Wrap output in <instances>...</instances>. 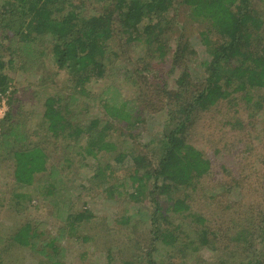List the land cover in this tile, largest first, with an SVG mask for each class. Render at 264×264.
I'll use <instances>...</instances> for the list:
<instances>
[{
	"label": "trees",
	"instance_id": "16d2710c",
	"mask_svg": "<svg viewBox=\"0 0 264 264\" xmlns=\"http://www.w3.org/2000/svg\"><path fill=\"white\" fill-rule=\"evenodd\" d=\"M178 3L186 8L189 21L199 22L202 26L199 35L210 59L203 64L204 74L200 82L191 80L190 73L184 68L191 50L185 40L179 41L182 35L178 36L174 48L168 42L174 27V19L168 13ZM262 13L254 8V0L0 2V94L4 95L5 90L10 89L11 80L4 71L8 65L29 64L35 61V57L50 56L53 65L65 71L69 80L65 86L68 96L62 97L56 92L46 96L43 101V119L47 121V130L51 134L48 137L54 142H59L60 138L69 141L65 142L67 149L58 161V164L61 162L60 169L69 167L72 154L77 156L79 165L88 156L98 159L99 154L103 156L104 153H114L111 156L114 164H122L128 156L129 167H132L128 176L130 199L139 201L148 196L154 205L149 247L141 252L129 249L127 256L123 257V254V258H120L122 264H264V210L261 211L264 209V192L259 196L256 194L261 185L249 190L256 196L252 203H261L256 206L250 204L251 210L248 211L247 207L243 211L245 215L237 214L236 221L239 223L233 230L223 232L212 222L228 217L236 204L228 201L226 192L211 195L196 210L192 208L193 194L203 191L202 187L205 186L215 187L216 166L219 171H227L225 162L230 159L223 141H219V145L210 141L207 146L198 143L200 134L196 122L223 101L227 103L226 107L231 108L241 102L259 103L260 99H253V92H264ZM115 36L126 45L138 46V51H141V63H137L140 66L135 69L138 74L143 71L153 73V62L161 63L167 59L170 60L171 71L182 68L175 80L176 87L160 92L167 100L169 118L160 137L151 140V146L146 145L147 154L140 149L117 150L116 141L110 138L116 123L123 124L126 133L132 137L134 124L140 119L138 105L125 100L112 103L109 99H101L106 116L94 118L87 124L72 121L68 111L69 100L72 103L75 97V105L81 107L89 82L104 77L106 66L111 62V39ZM2 47L10 50V57H3ZM10 91L8 106L11 108L16 99L15 91ZM236 114L232 110L231 115L227 116L233 118ZM12 120L13 115L8 111L1 125L3 136L13 137L17 141L16 147L9 148L8 155L12 167L11 182L14 184L11 195L21 202L25 195L19 190L31 187L37 174L51 176L53 167L51 171V164L46 161L51 160L52 156L50 150H46L40 142L20 146L18 140H22L20 134L24 132V126L22 121L16 118ZM55 150L60 152L59 145ZM216 160L219 163L215 165ZM241 160L246 165H252L244 158ZM113 170L110 162L97 164L92 175L100 179L107 176L113 181L107 188L109 196L118 191V184L113 180L118 177L113 176ZM255 176L254 173L248 174L247 166L245 170L242 167L234 176L233 185L250 184L257 178ZM47 180L48 187L56 184L52 177ZM4 198L5 195H1L0 200ZM241 205L244 204L237 205L235 209ZM254 209H257L255 217L258 214L262 216L260 226L250 215ZM91 216V212L83 210L69 214L65 219H70L69 224L72 225ZM124 221L127 222V219ZM251 226L260 235L255 234ZM36 236L33 226L25 222L18 225L9 240L7 238V245H32ZM47 246L52 249L51 259L43 264H62L59 258L52 256L57 251L53 239L47 242ZM202 248L217 255L203 258ZM3 249L0 246V251Z\"/></svg>",
	"mask_w": 264,
	"mask_h": 264
},
{
	"label": "rangeland",
	"instance_id": "374dc122",
	"mask_svg": "<svg viewBox=\"0 0 264 264\" xmlns=\"http://www.w3.org/2000/svg\"><path fill=\"white\" fill-rule=\"evenodd\" d=\"M92 1L97 2V0ZM254 8L264 14V0H254ZM185 9L178 3L168 13L174 19L173 32L170 33L168 42L174 48L178 36L182 35L183 38L179 41L185 40L191 50L185 59L184 68L190 73L191 80L200 82L204 74L203 64L210 59V55L200 39L201 24L193 20L189 21ZM111 41L109 49L111 62L106 66L104 77L89 82L81 107L79 104L75 105L76 98L72 96L74 99L72 103L69 100L68 111L72 121L87 124L94 118L106 116L101 106L102 100L109 99L112 103L125 100L138 105L137 112L140 119L134 124L132 137L126 133L123 124L116 123L110 138L116 141L117 150L140 149L143 152L145 150L147 154L149 151L146 150V145L151 146L150 141L160 137L164 124L169 118L167 100L160 92L170 91L176 87L175 80L182 68L171 71L170 60L167 59L161 63L154 61L153 73L143 71L138 74L135 71L140 66L137 63H141L139 60L141 51H138V46L126 45L116 36L112 37ZM1 50L3 57H10L9 49L2 47ZM34 59L35 61L29 64L14 63L4 69L11 81L10 89L5 90L2 95L5 105L0 118V197L5 195V198L0 200V246L4 247L0 251V260H2L0 264L47 263L51 259L52 252L47 242L52 239L53 245L57 248L52 256L59 258L62 264H122L120 258L123 254V257L127 256L129 249L134 248L141 252L149 247L151 240L149 230L154 205L148 196L139 201L130 199L128 176L132 172V167H129L131 163L128 156L122 164H114V159L111 158L114 153H104L103 156L99 154L98 159L88 156L83 159L85 162L79 165L77 156L72 154L75 158L70 156L72 161L69 167L60 169L61 162L58 164V161L67 149L65 142L69 141L60 138L59 142H54L48 137L51 134L47 130V121L43 119V101L46 96L56 92L62 97L66 94L68 96L65 86L69 80L65 71L58 70L53 65L50 56ZM11 89L15 91L16 102L10 108L8 101ZM253 99L260 101L259 103L251 101L247 104L241 102L235 108L226 107L227 103L223 101L196 122L200 134L198 143L201 146H207L210 141L219 145V141H223L230 154V159L225 162L227 171H219V167L216 166L214 176L216 186L202 187L203 191L193 194L192 201V208L196 210L200 203L203 201L206 203L211 195L226 192L225 197L228 201L236 204L228 217L212 221L223 232L227 229L233 230L239 223L236 221L237 214L245 215L243 211L247 207H249L248 211L251 210L250 204L256 206L261 203V201L252 203L256 196L249 190L261 185L259 193L256 194L259 196L264 192V92L254 91ZM232 110L238 113L233 118L227 116L231 115ZM8 111L13 115L12 121L16 118L22 121L25 127H23L24 132L20 134L22 140H18L19 145L40 142L46 150H50L52 156L51 160L46 161L51 164L50 170L53 167L51 176L37 174L31 187L19 190L25 195L21 202L16 201L14 195H11L14 184L11 182L12 167L8 155L9 148L16 147L17 141L13 137L3 136L4 130L1 125ZM223 117L227 121H224ZM234 118L237 120L235 121ZM54 144L57 145L54 147ZM58 145L60 152L55 150ZM75 145L77 147V144ZM241 158L252 165H246ZM106 162L112 165L113 176L118 177L113 179L118 184V191L112 196L107 194V188L113 181L107 176L104 179L92 176L97 164L105 165ZM218 163L219 161H214L215 165ZM246 166L248 174L254 173L257 178H254L250 184L233 185L234 176L238 175L242 167L245 170ZM50 177L55 179L53 183H56V186H47L46 182ZM245 189H247L245 192L242 191ZM49 190L50 193L47 194ZM239 204L244 205L235 209ZM83 210H88L92 216L72 225L69 224L70 219H65L67 215ZM256 212L257 209H254L250 215L260 226L262 216L258 214L255 217ZM125 219L127 222L124 221ZM25 222H29L37 233V238L32 240L33 244L7 245L18 225ZM253 229L255 234L260 235L256 228ZM202 252L203 258L217 255L216 252L206 248H202Z\"/></svg>",
	"mask_w": 264,
	"mask_h": 264
},
{
	"label": "built area",
	"instance_id": "2783aa9c",
	"mask_svg": "<svg viewBox=\"0 0 264 264\" xmlns=\"http://www.w3.org/2000/svg\"><path fill=\"white\" fill-rule=\"evenodd\" d=\"M0 98H1V99H0V113H1V114H0V118H1L2 115H3V109H4V105H5V104H4V100H3L4 98H2V94H0Z\"/></svg>",
	"mask_w": 264,
	"mask_h": 264
}]
</instances>
